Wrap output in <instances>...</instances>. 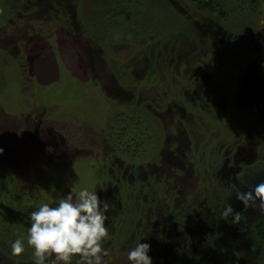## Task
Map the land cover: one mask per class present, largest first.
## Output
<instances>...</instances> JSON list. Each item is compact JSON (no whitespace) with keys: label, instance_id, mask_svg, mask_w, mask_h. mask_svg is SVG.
Masks as SVG:
<instances>
[{"label":"rangeland","instance_id":"rangeland-1","mask_svg":"<svg viewBox=\"0 0 264 264\" xmlns=\"http://www.w3.org/2000/svg\"><path fill=\"white\" fill-rule=\"evenodd\" d=\"M0 147V264H32L25 209L81 187L106 264H264L236 198L264 181V0H0Z\"/></svg>","mask_w":264,"mask_h":264},{"label":"clouds","instance_id":"clouds-1","mask_svg":"<svg viewBox=\"0 0 264 264\" xmlns=\"http://www.w3.org/2000/svg\"><path fill=\"white\" fill-rule=\"evenodd\" d=\"M4 149L0 147V155ZM237 200L247 203L259 200L264 210V181L256 184L249 192L236 194ZM53 202H42L29 213L27 245L32 249V264H73L78 258L80 264H106L107 251L103 242L109 236L106 225L110 205L95 187H81L69 190ZM231 204H226L221 218L233 214ZM233 215V222L238 220ZM11 255L19 256L25 250V242L17 238L11 242ZM151 245L136 243L135 247L121 252L127 264H153L149 255Z\"/></svg>","mask_w":264,"mask_h":264},{"label":"trees","instance_id":"trees-1","mask_svg":"<svg viewBox=\"0 0 264 264\" xmlns=\"http://www.w3.org/2000/svg\"><path fill=\"white\" fill-rule=\"evenodd\" d=\"M212 3V2H211ZM205 6H209L208 4H205ZM39 77V76H38ZM26 213L32 212V209H25ZM253 236L255 239V242L259 248H264V220H259L254 226H253ZM119 235V234H118ZM118 237V236H117ZM118 243H121L122 241L117 238Z\"/></svg>","mask_w":264,"mask_h":264}]
</instances>
